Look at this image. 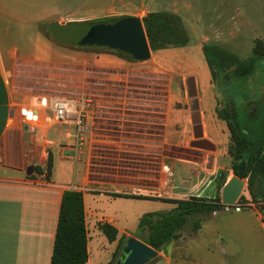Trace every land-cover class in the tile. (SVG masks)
<instances>
[{
  "label": "rangeland",
  "instance_id": "rangeland-1",
  "mask_svg": "<svg viewBox=\"0 0 264 264\" xmlns=\"http://www.w3.org/2000/svg\"><path fill=\"white\" fill-rule=\"evenodd\" d=\"M132 1V5L143 8L144 12L166 10L177 16L187 35L186 45L150 53L143 61H130L61 42L66 58L15 65L10 83L19 95L17 106L43 95L84 98L94 134L91 179L144 185L149 194L160 186L163 198L185 199L192 195L219 198L223 184L218 188L213 178L217 169L226 167L229 135L225 123L216 118L215 108L222 95H226L221 92L220 97L214 93L201 46L223 47L239 61L254 56L257 44H264V0H142L143 4L140 0ZM46 31L42 32L41 28L45 36L56 41ZM227 94L238 120L243 121L246 111L253 110L264 94V64H258L252 75ZM171 97L170 105L182 111L179 119L170 123L168 131L164 129L166 136L162 143L161 112ZM201 113L203 126L197 123ZM195 128L201 132L204 128L206 137L203 132L195 135ZM172 135L179 139L178 146L165 142ZM200 141L210 145V152L197 149L195 142ZM196 157L211 173L205 171L206 176L194 181L191 162ZM161 161L164 166L159 181ZM230 175L227 170L225 181ZM222 205L201 215L196 231H191L189 226L180 229L179 237L156 250L162 259L148 264L163 259L168 264H263L264 205L258 207L248 202L245 185L233 204ZM108 206L116 208L120 229L140 239L145 231L138 230L139 215L152 210L166 211L172 204L117 199ZM100 236L105 249L100 245L98 257H102L101 264H109L118 256L123 236L115 247Z\"/></svg>",
  "mask_w": 264,
  "mask_h": 264
},
{
  "label": "crops",
  "instance_id": "crops-1",
  "mask_svg": "<svg viewBox=\"0 0 264 264\" xmlns=\"http://www.w3.org/2000/svg\"><path fill=\"white\" fill-rule=\"evenodd\" d=\"M132 2L0 0V264H49L60 197L64 190L81 192L87 236V259L84 264L102 262L98 250L100 245L103 248L101 243L104 242L100 235L104 236L97 229V223L106 222L117 230L115 239L111 241L114 247L122 236L123 240L128 236L117 224L116 208L109 209L111 201L129 199L163 204L160 186L149 194L144 185L132 186L113 179L104 181L89 177L94 134L90 112L85 110L87 104L82 114V129L74 123L75 113H68L59 122L45 121L44 116L50 115V110H42L39 122L24 128L17 111L19 95L13 91L10 83L18 63L56 62L66 58L61 42L74 43L81 27L69 22L100 16L131 15L141 18L148 11L144 12L143 8L132 5ZM140 2L143 4L142 0ZM41 28L42 32L47 30L56 34L58 39H49L41 32ZM172 98H168L166 109L161 112L162 143L166 136L164 129L167 132L170 123L179 119L182 111L170 105ZM201 115L197 123L203 126ZM202 132L206 137L204 128ZM202 132L200 128H195V135L200 136ZM165 142L170 146L180 143L173 135ZM195 146L203 152L211 150L204 141L195 142ZM197 157L191 162L194 163L191 169L194 181L206 176L205 171L211 173ZM161 162L158 167L159 181L163 176L164 164ZM171 170L174 172L173 168ZM112 193L140 197H115ZM162 262L168 264L167 259L157 263Z\"/></svg>",
  "mask_w": 264,
  "mask_h": 264
},
{
  "label": "trees",
  "instance_id": "trees-1",
  "mask_svg": "<svg viewBox=\"0 0 264 264\" xmlns=\"http://www.w3.org/2000/svg\"><path fill=\"white\" fill-rule=\"evenodd\" d=\"M119 17L121 16L100 17L68 24L86 26L96 22H112ZM140 20L150 53L154 54L168 48L180 49L186 45V32L181 27L179 18L173 13L166 10L147 11ZM46 34L58 39L56 34L50 31H46ZM70 44L85 50L104 51L136 61L126 53L101 45ZM253 50L254 56L239 61L234 53L223 47L213 44L201 46V54L209 68L214 93L220 97L221 92H225L223 94L226 95H222L215 108L216 118L225 123L229 135L226 167L218 169L213 180L219 188L229 170L234 176L245 180L248 202L259 207L264 205V94L253 110L246 111L241 122L227 94L252 75L258 64H264V44L258 43ZM111 195L125 198L140 197L121 193ZM161 201L171 203L172 206L166 211L145 212L137 223L138 230L145 231L139 240L155 250H160L171 240L179 237V230L185 226H189L191 231H196L200 227L201 215L223 206L216 196L206 198L192 195L185 199L161 198ZM96 227L108 242L115 239L117 230L112 225L100 222ZM86 240L81 192L64 190L60 197L49 264H84L87 259ZM118 242L119 240L117 244Z\"/></svg>",
  "mask_w": 264,
  "mask_h": 264
},
{
  "label": "water",
  "instance_id": "water-1",
  "mask_svg": "<svg viewBox=\"0 0 264 264\" xmlns=\"http://www.w3.org/2000/svg\"><path fill=\"white\" fill-rule=\"evenodd\" d=\"M74 43L112 48L130 55L136 61L146 60L150 55L141 20L131 15L121 16L112 22H96L81 26ZM244 185V179L231 174L220 189V204H233ZM154 259L156 261L162 259L155 249L134 237L127 236L118 256L109 264H148Z\"/></svg>",
  "mask_w": 264,
  "mask_h": 264
},
{
  "label": "built area",
  "instance_id": "built-area-1",
  "mask_svg": "<svg viewBox=\"0 0 264 264\" xmlns=\"http://www.w3.org/2000/svg\"><path fill=\"white\" fill-rule=\"evenodd\" d=\"M86 100L84 98H68L60 96H39L37 99H27L17 106L21 123L25 126L35 125L41 118L42 110H50L45 115V121H62L68 113H75L74 123L82 129L81 119L84 113Z\"/></svg>",
  "mask_w": 264,
  "mask_h": 264
}]
</instances>
